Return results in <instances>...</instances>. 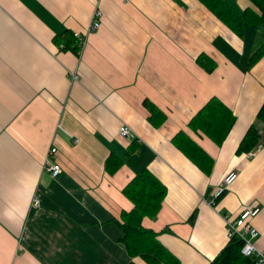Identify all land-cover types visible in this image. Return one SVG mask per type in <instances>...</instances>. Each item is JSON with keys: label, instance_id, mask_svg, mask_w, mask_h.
Masks as SVG:
<instances>
[{"label": "crops", "instance_id": "0c3cea01", "mask_svg": "<svg viewBox=\"0 0 264 264\" xmlns=\"http://www.w3.org/2000/svg\"><path fill=\"white\" fill-rule=\"evenodd\" d=\"M225 1L259 13L249 0ZM67 31L86 38L78 55L53 42ZM258 39L250 25L237 36L203 0H0V264H146L129 257L118 223L133 207L123 189L145 169L166 195L142 226L180 264H209L227 244L225 219L247 206L261 207L251 223L264 250V56L247 68ZM214 97L235 117L219 146L188 127ZM145 100L165 115L159 127ZM251 127L259 144L239 154ZM180 131L213 159L209 174L174 145ZM110 155L122 162L113 174ZM232 170L237 179L209 205Z\"/></svg>", "mask_w": 264, "mask_h": 264}, {"label": "trees", "instance_id": "16d2710c", "mask_svg": "<svg viewBox=\"0 0 264 264\" xmlns=\"http://www.w3.org/2000/svg\"><path fill=\"white\" fill-rule=\"evenodd\" d=\"M259 13L252 9L237 11L225 0H203L206 8L233 33L241 37L246 25L259 31V39L252 52L247 68H251L264 56V0H249ZM54 44L60 51H70L75 55L80 53L74 34L64 32L55 36ZM197 63L207 72L213 71L215 64L205 55L197 58ZM149 111V121L159 127L165 122V115L151 102H143ZM257 119L264 123V102L257 113ZM235 122L231 110L219 99L211 98L189 121L188 127L200 131L216 145H222ZM260 141V136L254 128H249L241 140L237 153H248ZM173 143L193 164L204 173L209 174L213 167V159L198 146L189 136L180 131L173 138ZM121 159L110 155L105 163L109 174L115 173L121 166ZM123 194L133 204L130 211H123L119 226L123 232L120 239L130 258H140L146 264H180L157 238V233L142 226L144 218H155L161 210L166 195L165 186L149 170L137 174L123 189ZM242 241L233 238L219 251L209 264H256L255 257H245L241 253Z\"/></svg>", "mask_w": 264, "mask_h": 264}, {"label": "built area", "instance_id": "2783aa9c", "mask_svg": "<svg viewBox=\"0 0 264 264\" xmlns=\"http://www.w3.org/2000/svg\"><path fill=\"white\" fill-rule=\"evenodd\" d=\"M125 1V0H124ZM101 12L97 9L94 13V19L90 26V31L97 30L100 26ZM75 39H77L80 51L83 49L86 43L85 36L78 33H74ZM68 77L71 81L78 80V74L76 72H68ZM119 136L124 139H130L134 137L132 130L127 126H120L118 129ZM56 149L52 148L49 154L55 153ZM46 170L50 173V176L56 178L61 173L59 165L46 161ZM238 173L234 170L229 171L223 177L220 186L213 194V198L208 201V204L215 205V200L220 198L225 191L231 186V184L237 179ZM33 208L39 206V200L35 197L32 203ZM261 212L260 206L245 207L235 220L229 218L225 219L226 222V238L227 240L237 238L242 241L241 253L245 257H255L256 264H264V250L260 249L257 245L259 239V231L252 225L251 220L255 218Z\"/></svg>", "mask_w": 264, "mask_h": 264}]
</instances>
